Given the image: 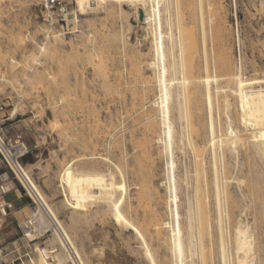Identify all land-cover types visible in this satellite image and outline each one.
Segmentation results:
<instances>
[{
  "label": "rangeland",
  "instance_id": "rangeland-1",
  "mask_svg": "<svg viewBox=\"0 0 264 264\" xmlns=\"http://www.w3.org/2000/svg\"><path fill=\"white\" fill-rule=\"evenodd\" d=\"M173 1L161 0V4L167 75L176 80L179 37ZM179 2H191L190 7H182L184 9L178 20L191 21L190 25H195L192 26L197 39L194 47L200 49L198 0ZM212 3L218 7L221 5L223 10L220 6L219 16L212 13L205 16L208 41L212 40L208 46L211 49L213 46L212 50L217 54L209 48V60L212 57L209 66L216 62V56L226 51L224 54H229L231 68L234 71L239 69L243 78L264 80V0H213ZM69 5L67 23L61 25L45 18L44 0H0V119L8 118L7 126L13 132L22 133L29 152L19 163L27 167L86 264H149L142 239L114 220L106 202L97 199L87 206L86 211L79 212L80 215L62 202L64 198L58 186V177L67 164H72L73 169L81 172L113 173L117 182L123 181L127 185L125 201L129 199L135 205L142 187L141 180L146 178L148 184L143 180L144 187H152V191L149 189L151 192L147 189L150 194L146 195L154 199L153 216L171 220L168 197L170 166L167 164V153L160 152L163 144L154 142L151 147L155 160L153 165L146 167L144 162V168L135 158L138 155L143 160L137 144L149 137V131L145 130L148 120L160 118L156 107L150 106L159 91L154 83L149 82L154 80L156 73L146 65L153 55L150 33L144 31L142 24L137 26L127 14H120V7L115 4L105 3L95 11L87 9L85 14L77 11L75 2H69ZM121 9L128 8L122 5ZM182 38L180 36V40ZM42 46L46 47L44 51L40 49ZM201 58L198 57L200 65ZM138 70L140 73L136 72ZM215 70V67L210 68V73L217 72ZM141 77L143 82L140 83ZM261 84L264 85V82ZM175 85L171 91L172 100L177 104ZM211 92L215 103L213 117L223 146L219 156L220 159L225 157L230 166L226 170L227 178L220 183L226 188L225 193L221 188V194L227 264H236L232 232L239 221L248 224L255 264H264V156L260 153L244 155L237 101L225 92L216 93L214 82H211ZM204 96L199 107L204 131L201 129L202 136L198 139L201 143L197 140V145L203 146L201 160L195 158V149L182 139L184 131L180 113L175 111L171 114L179 146V149H174V170L180 181L177 201L182 214L181 225L186 231L189 223L186 213L192 209L197 226L194 237L197 239L196 252L193 258L186 257V264H203L204 258H208V264H221L218 254L220 229L213 200L214 171L207 156L208 105ZM228 122H231L229 130ZM234 132L237 139L230 142L228 137ZM249 168L253 172L257 169L262 171L258 181ZM117 169L122 171V177ZM0 177L9 179L7 197L15 194L20 202L18 208H13L11 203L6 215L0 216V264H20L28 255L34 254L37 247L46 245L63 253L52 225V216L42 210L39 216L43 218V230L36 239L30 240L25 236L21 226L31 218L37 203L33 202L15 174L1 163ZM199 185L201 188L209 187V208L203 216L196 196ZM144 194L139 195L141 202L148 200ZM257 199H263V203ZM11 212H15L14 215ZM141 212L136 215L129 213V216L137 227L140 225L141 231L143 229L145 241L157 264H167L172 260L168 234L165 229L155 233L154 227L146 228L145 216ZM201 217L207 220L205 227H201Z\"/></svg>",
  "mask_w": 264,
  "mask_h": 264
},
{
  "label": "bare ground",
  "instance_id": "bare-ground-1",
  "mask_svg": "<svg viewBox=\"0 0 264 264\" xmlns=\"http://www.w3.org/2000/svg\"><path fill=\"white\" fill-rule=\"evenodd\" d=\"M210 1L211 0H207V1L198 0V2H196L199 11L198 22L200 24L199 34L201 36V43H199L200 49L194 47L197 40L195 39L196 36H194V31L192 28L194 24L190 25L191 21L188 23L184 20L181 22H179L178 20L180 12L184 8H186V6L190 7L191 4L189 5V3L191 2H179V0H174L172 2L175 7L174 16L176 17L177 20L176 31L179 37L178 39L179 41L177 43L179 47V58L177 62L178 77L176 78V80H174L173 78L168 77L167 75L168 65L166 61L165 42L163 39L161 0H75L77 11H79L80 14L87 13L86 12L87 9L95 11V9L100 8L105 3H110L113 5L115 4L120 7V14H124V13L127 14V16L133 18L137 26L142 24V28H144V31L148 30L150 33V40L153 44V55L146 65L152 72L156 73V75L154 76V80L153 81L149 80V82L154 83L155 87L157 86L159 90L158 95L152 100L150 106L154 108L156 107L155 109L158 110V113L160 114L159 116L160 118L152 119L151 121L148 120L147 122L148 124H146L148 126L145 125L146 126L145 130L149 131V137H147L144 140V142L143 140L141 142L136 141L140 143L143 142L142 146H140L141 145L140 143L137 144L139 146L136 145L137 147H139V149L141 148V152L140 151L138 152L142 154L143 160L138 155L137 157L139 158L138 159L137 157L135 158L136 160H138V162L137 161L136 162L139 163L140 166L142 164V166L144 167L146 163L147 165L145 166L149 167L150 165H153L155 161L153 160L151 153V147L153 143L157 142L163 144L162 145L163 150L160 149V152L162 153L165 152V154L167 153L169 157L167 164L168 166H170V176L168 177V190H169L168 197H169V202L171 203L169 208L171 220L167 221L163 219H157L156 217L153 216L154 214L153 211H155L153 210L154 199L152 196H150L151 198L149 199L148 198L149 195L148 197L146 195V194H150L147 192V189L149 191V189H151L152 187L146 188L148 185L144 187V184L146 183L145 182L146 178L143 179L145 183H143V180H141L143 184L141 182H140L141 184L139 183L142 187L141 189H139L140 185L138 187L140 192L137 191L139 193L138 196L136 195L138 201L134 198L135 201L137 202V204L135 205L129 199H127L128 200L127 202L125 201L126 199L125 195L127 193L126 192L127 185L123 181L117 182L115 180V175L113 173L105 174L99 172L76 171L75 169L72 168V164H67L66 165L67 167L65 166L66 168L64 167L65 169L62 170L63 171L62 175L59 174L60 176L58 177L60 182L58 186H60V190L64 198V201L62 202L67 204L71 209H73L74 213L77 214L79 212L82 213L83 211H86L87 206H89L91 202L97 199H101L102 201L106 202V205L111 210V214L114 220L117 223H121L126 228L132 230L137 237L142 239L143 245L146 248L149 264H157L156 259L154 258L153 254L151 253L148 247V244L145 241L144 238L145 234L142 233L143 229L141 231V228H139L140 225L139 227H137L138 225L135 224L136 222L134 223L132 218L129 216L130 215L129 213L136 215L139 211H142L141 212L142 216L143 214L145 216L143 221L144 223L147 224V226L145 227L146 228L148 226L149 228L151 226L154 227L155 233L156 230L160 232V230L165 229V232H167L169 239L167 237L166 238L168 242L170 240V244L172 246V251L170 250L172 252L171 253L172 260L169 261L167 264H186V259H187L186 257L189 255L191 258H193L196 252L195 243L197 242V239H195L196 238L195 236L197 233V226L194 222V218H193L194 214L192 212V209L188 211L189 212L188 214L186 213L189 221L187 227H185L187 228L186 231L184 227L181 225V220H180V216L182 214L179 211V204L177 201L179 197L178 190L180 186L178 185V181H179V179H177L178 176L176 177V173L174 170L175 168L174 149H179V146H178V139L175 135L173 122L171 120L172 113H174L175 111H178L180 113V117L182 118L181 124L184 131L182 135V139L188 141L189 147L191 149H195L194 150L195 158L197 160H201L203 158V146L202 147L198 146L200 144L197 145V140L200 139L202 136L201 129L203 128H201V126L203 125V121L201 120V113L199 111V107L200 104H202L201 97L203 94L205 95L204 97H206V102L208 105V109H207L208 155L207 156L211 160V167L214 171L213 181L215 183V192H214L213 200L218 213V223L220 229L218 254L221 257V264H227L228 257H227V250H226L223 227H222L223 201L221 194L222 192L224 193L226 192V188H223L220 183L223 179L227 178L225 174H226V170H228L230 166H228L229 164L227 165V163L225 162L226 161L225 157H223V159H220L219 156L220 151L223 150V146L222 143L220 144L216 121L214 120L213 117V110L215 103L213 104L214 97L212 96V92H211V82H214L215 84L216 93L225 92L231 98L237 101V107H238L237 120L239 127L241 128V131L243 133L242 140H243V149L245 153L243 154L245 156H248L253 153H257V154L260 153L261 155L264 156V85L261 84L262 82H264V80L252 81L243 78L241 75V71L239 69L237 70L235 69L234 71L231 68L229 57H227L229 54L228 55L224 54L226 53V51L223 53L224 55L221 53L219 54L218 52L219 55L216 56L217 54L216 52L213 51L214 50L213 46H212L213 50L210 48L211 46L210 47L208 46V44L211 43L212 40L211 42L208 41L209 30L205 25V16L211 13L213 15H216L219 12L221 6L219 4L220 6L218 7L216 6V4L212 3L213 0L211 2ZM122 5H126L128 9L122 10L121 9ZM183 6L184 8L182 9ZM222 8L223 7L221 6V10H223ZM189 9L190 8H188V10ZM217 16L219 15L217 14ZM192 21L195 22V20ZM180 36L183 37L182 40H180ZM210 37L212 39V36ZM45 48L46 47L44 46L40 47L41 51H44ZM209 48L211 49V51L214 52V54H216L215 56L217 57V58L215 57L217 60L215 59L216 62L214 61L213 65L210 63V65H212V67H215V69L217 70V72L215 73H210V68L212 67L209 66V61L212 59V57L209 60L211 55L210 54L211 51L209 50ZM37 53L39 54V52ZM43 55L44 54H42V56ZM199 56L202 57L201 65L199 64L200 60L198 61ZM136 72H139V70ZM138 77L137 79H139ZM142 77L140 83L141 81L143 82ZM137 79H135V81H137ZM146 83L147 82H145V84ZM174 84H176L175 99H177V104L175 103V101L172 100L173 94L171 90ZM147 87H148V83H147ZM230 127H231V122H228L227 130H229ZM236 139L237 136L235 132L231 137H228V140L230 142L231 141L233 142V140ZM198 143L201 142H199L198 140ZM240 149L242 148L240 147ZM160 154L158 153V155ZM103 160H107V159L103 157ZM262 160L264 167V159ZM139 164H137V166ZM11 168L18 181L25 187L27 194L31 197L34 203H37V207L31 215V218L35 219L34 228L33 230H27L25 236L28 237L30 240H33L36 239L39 232L43 230L44 228L43 218L39 216L40 214L39 212L42 210L45 213L50 214L52 216V221H53L52 225L54 227V231L60 243V246L62 247L60 249L64 250L63 252L64 254H63L62 252H59L60 250L58 251V249H55L53 246L46 245L44 247H37L36 251H34L35 253L32 255H28L27 258L22 260L20 264H86L82 255L80 254L79 249L74 245L73 240L71 239L70 235L66 232L64 226L62 225V222L56 217L51 206L49 205V203H47L43 193L40 191L38 186L33 181L31 175L27 170V167L22 166L18 162L15 164H11ZM117 170L120 174V177H122L123 174L122 171L119 169ZM249 172H252L254 174L256 181H258L259 176L262 174V171L259 169L254 170L253 172V170L249 168ZM146 184H148V179ZM221 188L224 189L225 191L222 190L221 192ZM208 190H209L208 186H204L203 188H201L200 185L198 186V189H196V191H199V194L196 196H198V208L200 209L202 216L203 213L209 208ZM143 192L146 193L144 194ZM116 193L118 194L117 197H116ZM142 194H144V197L148 199L147 201L141 202V200L139 199L140 198L139 195ZM141 198H143V196H141ZM232 207L234 206L232 205ZM28 208L29 207H27V209ZM206 221L207 220L205 217L201 219V227L203 226L205 227V225L207 224ZM185 224L184 226H186ZM167 234L165 233V235ZM232 237H233V250L235 255L234 258L236 264H255L254 256L251 253L252 235L248 232V224L247 223L244 224L243 222L239 221L233 227ZM207 259L208 258H204L202 263L208 264L209 261Z\"/></svg>",
  "mask_w": 264,
  "mask_h": 264
},
{
  "label": "built area",
  "instance_id": "built-area-1",
  "mask_svg": "<svg viewBox=\"0 0 264 264\" xmlns=\"http://www.w3.org/2000/svg\"><path fill=\"white\" fill-rule=\"evenodd\" d=\"M69 2L75 0H44L45 18L50 22L66 24L67 16L70 14ZM7 123L8 118L0 119V163L12 171L11 164L20 162L28 154L29 148L22 133L13 132ZM8 182V177H0V216H5L7 210L11 208V202L6 199L10 190ZM34 225V218L26 219L21 230L26 234L27 230H33Z\"/></svg>",
  "mask_w": 264,
  "mask_h": 264
},
{
  "label": "crops",
  "instance_id": "crops-1",
  "mask_svg": "<svg viewBox=\"0 0 264 264\" xmlns=\"http://www.w3.org/2000/svg\"><path fill=\"white\" fill-rule=\"evenodd\" d=\"M7 201L12 203L13 208H18L20 206V202H19V197L18 196H12V197H7L6 198ZM13 213L15 212H11L12 215H14Z\"/></svg>",
  "mask_w": 264,
  "mask_h": 264
}]
</instances>
